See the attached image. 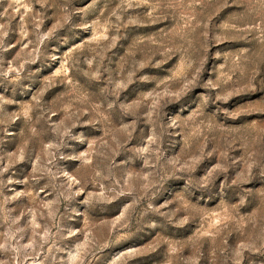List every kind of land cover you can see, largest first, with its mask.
Wrapping results in <instances>:
<instances>
[{"label": "rangeland", "instance_id": "374dc122", "mask_svg": "<svg viewBox=\"0 0 264 264\" xmlns=\"http://www.w3.org/2000/svg\"><path fill=\"white\" fill-rule=\"evenodd\" d=\"M0 264H264V0H0Z\"/></svg>", "mask_w": 264, "mask_h": 264}]
</instances>
